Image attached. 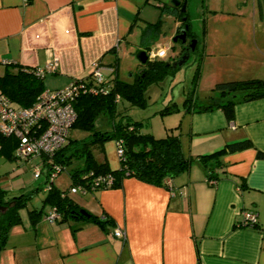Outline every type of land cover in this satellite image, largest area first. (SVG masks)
Listing matches in <instances>:
<instances>
[{
    "label": "crops",
    "instance_id": "obj_1",
    "mask_svg": "<svg viewBox=\"0 0 264 264\" xmlns=\"http://www.w3.org/2000/svg\"><path fill=\"white\" fill-rule=\"evenodd\" d=\"M194 1L205 17L224 20L202 24L205 55L227 54L251 68L239 79L264 81V18L254 0ZM169 4L170 0H0V75L13 64L33 69L53 64L42 76L44 90L49 91L76 78H92L93 70L104 80L118 78L122 52L129 55L136 48L152 59L149 54L155 50L150 46L161 32L162 14L172 16L171 34L177 33L179 21L165 8ZM157 21V32L147 28ZM192 35L189 39L198 40ZM181 45L174 55L162 58L175 57ZM159 49L167 54V46ZM254 53L261 56L259 61L251 56ZM234 101L230 120L219 108L183 114L180 146L193 159L169 179V188L124 177L117 187L70 193L79 207L105 216L109 225L102 229L91 221L49 222L43 216L32 225L26 213L10 227L0 264H264V97L241 101L238 95ZM243 139L250 146L222 155L215 168L217 180L208 184L196 157ZM12 156L18 159L14 151ZM60 182L55 186L64 189ZM0 186L10 194L14 185L6 175L0 177ZM248 210L256 213L254 227L242 225ZM75 225L80 226L73 230ZM115 229L123 239L114 236Z\"/></svg>",
    "mask_w": 264,
    "mask_h": 264
},
{
    "label": "trees",
    "instance_id": "obj_2",
    "mask_svg": "<svg viewBox=\"0 0 264 264\" xmlns=\"http://www.w3.org/2000/svg\"><path fill=\"white\" fill-rule=\"evenodd\" d=\"M180 3L178 5L169 4L165 8L173 13L175 19L179 21L177 32L184 24L188 26L186 33V39L188 40L193 38V35L189 28L186 11L180 12L179 10ZM254 4L259 15L264 18V0H254ZM182 17H185V19L181 20ZM159 23L157 21L147 26V28L157 32ZM196 42L198 40L194 43L193 51L197 47ZM186 44L181 45V50L172 59L159 57L147 59L144 64H140L139 70L133 74L130 82L117 77H112L109 80L100 77L98 81L93 78H76L71 81L77 85L81 84L83 88L75 93L71 101L75 117L67 129L66 140L51 156L42 155L37 157L38 163L34 165L44 167L46 184L40 188H34L35 191L42 189L44 193L40 207L26 210L32 225L41 216L45 217L48 211H44V208L48 206L49 211L53 209L57 214V217L51 222L75 220L81 225L83 222L91 221L103 229L106 225H109L110 220L105 216L102 218L97 217L82 209L70 196L69 188L77 183L84 182L82 176L88 178V174L91 173L92 176L109 175L112 178L110 186L99 184L94 186L93 189L117 187L124 177H134L141 181L169 188V179L189 165L193 158L183 153L180 146V133L173 134L169 132L161 137L142 133L139 131V123L131 122L127 117L122 119L125 115L116 109V103L119 100H124L132 106L144 104L146 84L150 81H157L176 69V66H171V62L179 58L184 52ZM144 49L147 50L148 47ZM199 68L198 61L192 76L190 89L183 100L184 113L219 108L224 113L226 120H230L233 114L234 98L237 94L240 96L241 101L264 97V81L252 77L215 82L208 91H214L216 95L212 96L210 94L204 102L197 103L193 98V92ZM42 76L43 72L37 73L35 69L28 66L13 64L6 67L0 75V94L4 95L13 106L28 107L44 90ZM172 110L171 106L164 107L161 113H169ZM116 116L119 119L115 120L114 117ZM100 119H105L106 122L107 120L110 121L111 127L109 130H103L95 124ZM176 128H178V125ZM69 130L85 132L86 136L71 138L68 136ZM107 139H113L115 144H118L121 148L122 152L119 155L117 154L118 167L111 168L104 157L96 159L92 154V148L100 147L101 149L103 142ZM15 144L16 139L14 137L0 134V155L6 159H11ZM249 146L250 142L243 139L225 144L210 154L196 157L198 163L204 168L205 181L210 185L216 182L215 168L220 166L219 158L222 155ZM72 160H79L81 164L69 167L70 169L67 171L70 181L69 186L59 189L55 186L54 179H49L52 170L51 165H59L62 170L70 166ZM40 174L41 171L39 170ZM88 183L90 184L92 181L89 180ZM31 193L32 191L10 195L0 186V251L4 248L10 227L20 223L19 211L26 207ZM248 212L255 215L254 221L251 225L245 224L244 226L254 227L256 225V213L249 210ZM80 225H75L72 229L76 230Z\"/></svg>",
    "mask_w": 264,
    "mask_h": 264
},
{
    "label": "rangeland",
    "instance_id": "obj_3",
    "mask_svg": "<svg viewBox=\"0 0 264 264\" xmlns=\"http://www.w3.org/2000/svg\"><path fill=\"white\" fill-rule=\"evenodd\" d=\"M199 1V0H198ZM199 3H195L194 0H186L185 11L189 19L190 30L198 39L197 47L194 51L190 52L188 58L184 63L174 69L172 72L164 75L157 81H150L145 86L144 96L145 102L141 106L129 105L124 100H119L116 103V109L118 112H122L125 117L131 122L139 123V131L142 133H149L154 137H161L169 132L173 134L180 133L184 121H183V100L186 97V93L189 91L192 76L196 67V63L199 61V72L196 78V84L194 86L193 98L196 102H204L211 94L215 96L216 93L208 91L213 83L218 81L234 80L243 78L242 75L245 71L251 73V68L243 66L242 62H236V59L231 58L229 55H205V51L202 49V24L206 25L224 22L221 16H207L202 14L201 9L198 7ZM161 32L153 41L150 46L152 49L157 50L159 47L167 46V54L165 56L174 55L176 50L180 49V43H173L171 38L173 36V20L172 16L168 13L162 14ZM220 34V33H219ZM215 34V35H219ZM173 47L172 49L170 47ZM135 49L131 48L129 55L125 52L121 53V59L119 63L118 78L130 82L133 74L140 68V64L135 58ZM226 49V48H223ZM240 53L243 56V48L240 49ZM256 60H260L261 56L257 53L251 54ZM166 58V57H165ZM199 58V59H198ZM164 59V58H163ZM259 64V62H257ZM243 67V68H242ZM260 70V67H257ZM262 70H264L262 68ZM255 75V74H253ZM239 76V77H238ZM251 77V76H250ZM215 81V82H213ZM238 94L236 95V97ZM171 106L173 110L169 113H161L164 107ZM115 120L119 119L118 116L114 117ZM103 130H109L111 123L104 120H98L95 123ZM178 125V128H176ZM68 136L73 137H85L86 133L78 130H69ZM92 154L96 159L104 157L111 167H118V156L115 149V142L113 139H107L100 147H93ZM38 163H34L19 160V159H6L0 155V177L6 176L13 186L10 194L27 193L32 191L31 197L27 201L26 207L20 211L21 218L26 217V210L30 208H39L41 200L44 196L42 189L40 188L46 184L43 166H37V169L41 171L38 178H34L32 174L33 166ZM79 160H72L70 166L60 170L55 178L54 184L61 179L59 186L66 188L69 184V178L67 171L69 167L74 165H80ZM58 175V176H57ZM17 191L16 189H20ZM46 207V206H45Z\"/></svg>",
    "mask_w": 264,
    "mask_h": 264
},
{
    "label": "built area",
    "instance_id": "obj_4",
    "mask_svg": "<svg viewBox=\"0 0 264 264\" xmlns=\"http://www.w3.org/2000/svg\"><path fill=\"white\" fill-rule=\"evenodd\" d=\"M26 1V0H24ZM149 58H162L165 56V50L159 49L149 54ZM1 63H6L3 60ZM53 64L46 65L43 69L36 68L37 73L50 71ZM92 78L100 80L97 71H92ZM81 84L73 82L67 86L56 90H43L28 107L13 106L12 103L2 94H0V134L3 136H12L16 139L14 155L20 160H31L42 155L51 156L65 142L66 132L74 120L75 113L71 101L77 91L82 89ZM116 153L119 155L122 151L118 144H115ZM49 179H54L61 170L59 165H51ZM32 174L34 178L39 176V170L33 166ZM84 177V182L77 183L69 188V193H85L92 190L94 186L102 184L110 186L112 178L109 175L92 176L91 173ZM91 180L92 183H88ZM57 214L50 210L45 215L49 222L54 220ZM255 215L248 211L243 212L242 224L251 225ZM114 236L123 238L121 230L115 229Z\"/></svg>",
    "mask_w": 264,
    "mask_h": 264
},
{
    "label": "water",
    "instance_id": "obj_5",
    "mask_svg": "<svg viewBox=\"0 0 264 264\" xmlns=\"http://www.w3.org/2000/svg\"><path fill=\"white\" fill-rule=\"evenodd\" d=\"M170 2L172 5H178L179 2H181L179 10L180 12L185 11L186 0H170ZM184 19L185 17L181 18V20H184ZM187 30H188V26L184 24V26L180 28L178 32L171 38L172 42L174 43L177 41H179L181 44L187 43L185 46L184 52L179 56V58L171 62L172 67L174 66L180 67L184 63V61L188 58L189 53L193 51L195 39H189L186 42ZM135 58L139 64H144L148 59L144 50H137V52L135 53Z\"/></svg>",
    "mask_w": 264,
    "mask_h": 264
}]
</instances>
